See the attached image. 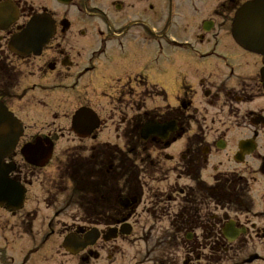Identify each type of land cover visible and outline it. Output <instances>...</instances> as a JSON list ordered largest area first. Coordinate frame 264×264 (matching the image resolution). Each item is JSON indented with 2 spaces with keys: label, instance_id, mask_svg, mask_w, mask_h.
<instances>
[{
  "label": "flooded vegetation",
  "instance_id": "1",
  "mask_svg": "<svg viewBox=\"0 0 264 264\" xmlns=\"http://www.w3.org/2000/svg\"><path fill=\"white\" fill-rule=\"evenodd\" d=\"M4 1L22 199L0 264H264V54L230 28L248 0Z\"/></svg>",
  "mask_w": 264,
  "mask_h": 264
},
{
  "label": "water",
  "instance_id": "2",
  "mask_svg": "<svg viewBox=\"0 0 264 264\" xmlns=\"http://www.w3.org/2000/svg\"><path fill=\"white\" fill-rule=\"evenodd\" d=\"M0 11H3V6H0ZM42 25L40 21H33L28 28L35 29ZM32 33L34 41L39 36H47L46 33L28 30L20 39L24 41ZM231 33L235 43L244 50L264 54V0H251L243 4L234 15ZM15 42L19 44L18 41ZM261 74L264 78V69L261 70ZM19 135V124L6 113L5 109L0 108V206L4 205L12 212L21 205L22 190L17 191L18 185L7 178L12 167L2 165L1 159L13 148ZM48 155L47 153L44 159Z\"/></svg>",
  "mask_w": 264,
  "mask_h": 264
},
{
  "label": "rangeland",
  "instance_id": "3",
  "mask_svg": "<svg viewBox=\"0 0 264 264\" xmlns=\"http://www.w3.org/2000/svg\"><path fill=\"white\" fill-rule=\"evenodd\" d=\"M128 55L129 57H131L132 59L135 58L136 60H139V59H142L145 57V54L141 53L139 50H136V51H132V49H130V51H128ZM162 56H163V59L166 60L170 58V52L168 51H163L162 53ZM147 58V57H146ZM162 59V66L164 67L165 65V61ZM167 60V61H168ZM179 64V60H177L175 62V65L173 66V68H175L176 65ZM134 92H137L138 89L135 88V90H133ZM156 92L154 93H148L150 95H152L151 97L155 98V94ZM151 98V100L154 102V99ZM151 105H153V103H151ZM40 210H42L41 206L39 208ZM10 217H8V215L6 213H3L0 211V245H20L19 243H13L15 241V238L13 236L14 233H10L8 231L7 226L5 225V228L2 227V222H11L10 221ZM13 243V244H12ZM14 249V248H13Z\"/></svg>",
  "mask_w": 264,
  "mask_h": 264
}]
</instances>
